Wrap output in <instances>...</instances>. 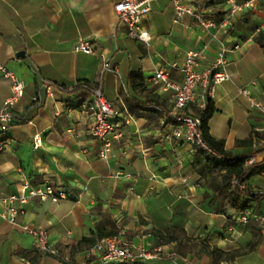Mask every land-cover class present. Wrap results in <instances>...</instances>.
Wrapping results in <instances>:
<instances>
[{"label":"crops","instance_id":"crops-1","mask_svg":"<svg viewBox=\"0 0 264 264\" xmlns=\"http://www.w3.org/2000/svg\"><path fill=\"white\" fill-rule=\"evenodd\" d=\"M119 1L0 0V64L25 87L12 109L14 122L7 133L0 130V197L21 194L26 183L53 186L67 196L58 202L30 199L18 225L0 215V264H30L24 252L36 250V244L24 225L47 230L58 251V257L42 253L40 264H85L94 245L82 240L96 244L109 237L160 251L155 264H212L215 247L241 252L222 264H264V116L239 92L261 78L251 90L264 103V46L255 42L264 30V0L221 33L232 78L210 101L216 110L208 122L212 137L234 159L258 158L239 190L241 204H247L240 211L228 201L221 204L209 187L212 173L202 177L195 169L198 149L177 141L172 123L163 124V113L174 104L150 81L171 63L184 66L190 51L206 50L213 60L215 45L194 20L174 23L172 0H155L141 24L151 36L147 46L131 38L118 19ZM197 7L216 21L225 10L221 0H198ZM81 39L91 43L94 55L75 52ZM106 60L117 74L104 71ZM171 76L182 80L179 70ZM82 84L75 93L59 87ZM92 88L101 89L122 114L124 136L112 139L107 160L101 157L104 143L90 133L86 106ZM11 96L12 81L0 72V105ZM36 134L42 141L37 149ZM249 192L263 197L249 199ZM243 212L253 214L248 223L241 222ZM153 232L167 234L169 242ZM251 241L257 247L247 251ZM171 253L177 257L169 258ZM92 263L99 264L98 256Z\"/></svg>","mask_w":264,"mask_h":264},{"label":"built area","instance_id":"built-area-1","mask_svg":"<svg viewBox=\"0 0 264 264\" xmlns=\"http://www.w3.org/2000/svg\"><path fill=\"white\" fill-rule=\"evenodd\" d=\"M155 0H121L115 4L114 10L118 19L128 26L129 36L147 46L151 42V36L142 30L141 24L144 17L151 11L152 3ZM226 11V15L220 21L207 19L204 13L197 7L198 0H172L174 6V23L184 24L187 20H194L208 34L209 45H215L216 54L213 60L209 61L206 50L190 51L186 55L185 64L179 67L177 63H171L165 68L154 72L150 81L154 86L159 87L162 93L169 94V99L173 102L174 108L163 113V124L172 123L174 138L182 143L201 147L209 151L217 159H220L214 151L203 142L201 135L202 118L188 112L191 107H196L198 111L205 110L210 101L215 98L217 87L230 81L232 76L228 71L227 54L230 49L220 40V35L226 31L231 22L254 8L260 0H221ZM208 45V46H209ZM236 46L233 49H239ZM75 52L94 55L95 51L91 43L86 39H81L75 46ZM104 71L117 72L110 68L109 61L103 64ZM172 70H179L182 80H175L171 76ZM0 72L12 81V96L0 105V130L7 133L14 122L13 107L24 96V84L17 76L0 64ZM264 78V74H263ZM262 79L258 78L250 83L248 87L239 88V92L246 98L252 110L258 111L264 116V103L257 99L251 88L261 84ZM47 91L51 93V88ZM86 111L91 118V135L104 143L101 157L108 159L113 143L112 139L122 138L121 112L105 97L101 89L94 91L92 101L86 106ZM184 112V113H182ZM41 135L34 136L35 148L41 145ZM4 148V143L0 140V152ZM258 162L257 156H249L244 159L243 167L248 170ZM234 188L243 190L244 183L234 179ZM38 198L45 202L52 200L58 202L66 199L64 193H59L53 186L32 187L26 183L21 194L0 197L1 218L12 225H18L21 215L25 214L24 205L30 199ZM253 217L252 212H243L241 222L248 223ZM22 229L35 240L38 251L45 255L58 257V251L50 243L49 232L41 228H33L29 225L22 226ZM160 251L148 250L143 247L120 245L116 238H104L99 240L89 249L88 262L93 264L94 256H98L99 264H112L115 262H129L132 264H155L161 258ZM169 258L175 259L177 255L171 253Z\"/></svg>","mask_w":264,"mask_h":264},{"label":"trees","instance_id":"trees-1","mask_svg":"<svg viewBox=\"0 0 264 264\" xmlns=\"http://www.w3.org/2000/svg\"><path fill=\"white\" fill-rule=\"evenodd\" d=\"M223 17L226 15V11L222 12ZM223 17L221 19H223ZM207 18V17H206ZM209 19V18H207ZM220 19V20H221ZM211 20V19H210ZM218 20V21H220ZM255 42L259 45L264 46V30H261L257 36L255 37ZM82 84L73 88L72 90H68L63 86H59L60 89L65 90L67 93H75L83 90ZM92 90L95 91L94 88ZM161 108V107H159ZM214 106L209 103L208 107L203 111H198L197 115H200L202 118V126H201V135L203 142L209 147L210 150L214 151L220 159H217L214 155H212L209 151L195 146L198 150L193 161V166L202 177H208L210 173L213 174L209 180V187L213 190L214 193L219 197L221 204L225 201H228L233 208L237 211L243 209L247 204H241L240 197L242 193H240L239 189L234 188L232 183L234 179H238L241 183H244L247 176L248 171H250L254 166L249 168L248 170L244 169L243 161L244 159H234L228 154L225 150V143L223 141H218L212 137L209 132L208 122L215 113ZM247 197L249 199H259L263 197L262 194H254L247 193ZM154 235L161 238L163 242H169L168 235L162 232H153ZM82 243L89 244V246L95 245V241L91 238H84ZM257 247V242L251 241L247 246V251H252ZM210 254L212 256V264H222L223 262H229L238 257L241 252H225L217 247L212 248L210 250ZM24 256L29 259L30 264H40L42 253L37 250L26 251L24 252ZM112 264H132L129 262H115ZM142 264V263H135Z\"/></svg>","mask_w":264,"mask_h":264},{"label":"water","instance_id":"water-1","mask_svg":"<svg viewBox=\"0 0 264 264\" xmlns=\"http://www.w3.org/2000/svg\"><path fill=\"white\" fill-rule=\"evenodd\" d=\"M25 56V53L24 52H20L17 54V57L18 58H23Z\"/></svg>","mask_w":264,"mask_h":264}]
</instances>
